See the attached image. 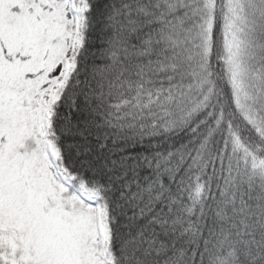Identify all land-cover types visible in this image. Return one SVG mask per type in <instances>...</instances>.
Segmentation results:
<instances>
[{
  "label": "snow or ice",
  "instance_id": "obj_1",
  "mask_svg": "<svg viewBox=\"0 0 264 264\" xmlns=\"http://www.w3.org/2000/svg\"><path fill=\"white\" fill-rule=\"evenodd\" d=\"M0 264H264V0H0Z\"/></svg>",
  "mask_w": 264,
  "mask_h": 264
}]
</instances>
